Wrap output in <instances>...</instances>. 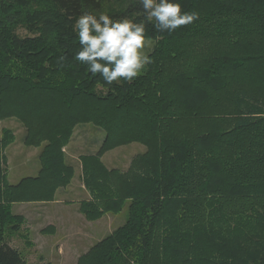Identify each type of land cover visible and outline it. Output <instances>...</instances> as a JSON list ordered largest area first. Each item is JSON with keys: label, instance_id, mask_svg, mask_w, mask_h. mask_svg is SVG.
I'll return each mask as SVG.
<instances>
[{"label": "trees", "instance_id": "obj_1", "mask_svg": "<svg viewBox=\"0 0 264 264\" xmlns=\"http://www.w3.org/2000/svg\"><path fill=\"white\" fill-rule=\"evenodd\" d=\"M51 1L58 9L30 17L49 39L20 37L2 14L11 5L0 0V118L22 120L27 144L46 142L36 178L6 185L0 165V264H26L3 242L10 205L51 200L70 182L62 148L85 121L107 132L96 156H82L94 199L114 212L134 203L127 223L81 264H264V44H252L264 43V0H180L199 19L171 33L146 21V36L157 41L152 63L106 95L95 90L103 79L74 59V26L82 8L103 11L110 0ZM127 1L121 13L144 19L142 5ZM7 142L0 140V162ZM133 142L148 148L128 174L93 166Z\"/></svg>", "mask_w": 264, "mask_h": 264}, {"label": "rangeland", "instance_id": "obj_2", "mask_svg": "<svg viewBox=\"0 0 264 264\" xmlns=\"http://www.w3.org/2000/svg\"><path fill=\"white\" fill-rule=\"evenodd\" d=\"M4 1L11 7L7 10L1 7L3 17L8 19L20 37H48L42 30V24L31 20L30 17L38 10L57 8L51 0H27V3ZM129 3L131 5L127 0H110L103 4L102 9L106 12L118 11L123 17L125 13L121 11L126 10ZM205 31L200 32L202 37L203 34L206 35ZM48 38L52 39L54 36ZM147 40L149 43L145 51L151 56L157 41L152 37H147ZM255 43L264 44L257 40L252 44ZM235 55L242 56L239 49L235 51ZM259 75L264 78V71ZM115 85L98 83L95 90L106 95L116 91ZM27 133L26 125L18 117L0 118V140H8L5 146L1 147L0 162L6 185H17L24 178H36L41 173L40 154L46 142L39 145L27 144ZM106 137V130L97 123L78 122L68 143L62 148L66 155V165L74 168L70 182L57 188L51 200H22L10 205V214L14 219L4 227L3 242L16 248L26 264H81L80 259L83 256L112 236L129 220L134 199L125 200L123 208L118 212L104 211V203L94 199L83 172L82 156H96ZM147 148L140 142L116 146L107 150L93 166L103 163L108 170H118L119 175L128 174L129 170L136 166L133 160L144 154ZM106 182V190L115 186L112 180ZM89 202L95 205L94 209L86 206ZM96 210L103 213L97 215L99 211Z\"/></svg>", "mask_w": 264, "mask_h": 264}, {"label": "clouds", "instance_id": "obj_3", "mask_svg": "<svg viewBox=\"0 0 264 264\" xmlns=\"http://www.w3.org/2000/svg\"><path fill=\"white\" fill-rule=\"evenodd\" d=\"M142 5L145 18L123 16L119 19L106 11L82 8L74 26L79 50L74 59L86 66L93 76H99L106 85L113 82L132 83L152 63L145 51L149 41L146 21L153 23L157 32H174L199 19L195 11H183L180 0H133ZM64 58L61 57V60Z\"/></svg>", "mask_w": 264, "mask_h": 264}]
</instances>
